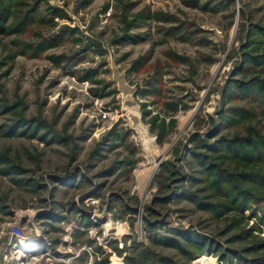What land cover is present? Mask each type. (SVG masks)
<instances>
[{"label":"rangeland","instance_id":"1","mask_svg":"<svg viewBox=\"0 0 264 264\" xmlns=\"http://www.w3.org/2000/svg\"><path fill=\"white\" fill-rule=\"evenodd\" d=\"M4 2L38 18L0 34V253L19 227L28 264H264V186L209 167L264 152V93L234 87L264 85V0Z\"/></svg>","mask_w":264,"mask_h":264},{"label":"trees","instance_id":"2","mask_svg":"<svg viewBox=\"0 0 264 264\" xmlns=\"http://www.w3.org/2000/svg\"><path fill=\"white\" fill-rule=\"evenodd\" d=\"M4 1H6V0H0V34H5L7 32L10 33V34L19 33V32H21V29L24 26L33 23L38 18V16H37V6H35L33 8V10H30L31 12H25L22 15V18H20L18 21H16L13 25H9V26L6 27V26H4V23H5V21L8 18L9 10H8V7L5 5ZM55 13L58 15V12H56V11L53 12V15H55ZM38 21L41 22L42 18H39ZM61 36H63V35L60 34L59 37L56 36V37H54L53 40H58L59 41V38H61ZM53 40H48L46 43H44V44H46V46H44L43 49L41 48V51H43V50L49 48L50 46H52L53 44H51V41H53ZM25 47H28V46L23 45L21 47V50H19L16 55H25V52H26ZM34 51H35V49H34ZM35 53H38V52H35ZM242 56H243L245 61H248V60L252 61L248 57L247 53H243ZM260 57L262 59L264 58V52H263L262 55H260ZM255 61L256 60H254V62ZM234 87L237 90H239V91H241V92H243L245 94H248V95L251 94V97H253V98H256V95L264 93V85L260 84L259 82H257L256 80H253V79H250L247 83L234 82ZM254 87H256V89H254ZM151 88H153V87H151ZM225 89L226 90H223V93L221 94L223 99L225 97H228L227 88H225ZM252 89H254V90H252ZM225 100H226V98H225ZM170 107H171V105H170ZM0 108L3 111H7V109H5L4 106H1ZM174 109L175 108H173V110ZM228 111L231 112L232 115L237 116V117L244 115V113L241 110H238L236 108L228 109ZM223 112L224 111L220 109V112L218 114H220V116H221ZM16 123H19V122H16ZM218 133H219L218 128L214 127L213 130L211 132H209V134H207L206 137H205V139L210 140V144H207V143L201 141L200 144H199V147L202 148L203 150L209 152V153H217L218 151H220V150H218L220 146L221 147L225 146L226 148L233 147V145L230 142H225L224 143V141H222L221 138H218L219 140L214 141L213 138H215ZM252 137H256V136L252 134L251 138ZM254 139H255L256 142H258V145H260V146L263 145V143L260 141V139H258L257 137L254 138ZM243 141L248 143L247 145L252 144V139H250V136H249L248 139H243L242 141L238 140L237 142L241 143ZM227 144H228L229 147L227 146ZM234 145H235V143H234ZM242 145H244V144H242ZM193 153H196V152L189 151L187 153V155L192 156L193 158L197 159L198 162H200V165L205 164V162H204L205 156L203 154H194L193 155ZM242 160H243V162H245L244 163L245 165L241 167V171L236 172V173L229 172L228 170H219L215 166H209V167H211V169L214 170V175H213V179L210 181V186L211 187H215V185L217 186V184L221 183L223 181V179H227V178H230V177L235 178L236 180L241 181V182L251 183V184H253L255 186H260V187L264 186V152L263 151H260V152L257 151V153L255 155H245ZM165 166H168V165L164 164L163 167H161L162 170L166 168ZM166 172L168 174L171 173L170 170H168V167H167ZM221 189H219V188L215 189V191L217 192L218 196L220 194H221L220 195L221 197L227 196L226 195L227 192L224 190L226 192L225 193ZM236 191H238V193H241V197H243L242 198L243 199L242 202L240 204H238V206L236 207V211L240 214V213H242V211L245 208L247 209V207H248V205H247L248 202H247L245 197H247V199H248L250 196H248L249 194L247 196H245L247 191L238 190V189ZM254 200L255 199H253V201ZM221 207H222V209L224 211H227L226 210L227 209L226 205L221 204ZM199 208L200 209H204V210H208V209L212 208V206H211V204H206L205 203V204H199Z\"/></svg>","mask_w":264,"mask_h":264},{"label":"built area","instance_id":"3","mask_svg":"<svg viewBox=\"0 0 264 264\" xmlns=\"http://www.w3.org/2000/svg\"><path fill=\"white\" fill-rule=\"evenodd\" d=\"M23 238L24 234L19 227H12V230L11 227L9 228L7 243L5 244L4 248L0 253V264H10L12 260L17 261V264H28L26 261H22L20 259V256L23 255V252H18V249L15 248L16 242ZM6 249L8 250L7 252ZM47 255L48 254L45 253L43 256Z\"/></svg>","mask_w":264,"mask_h":264},{"label":"bare ground","instance_id":"4","mask_svg":"<svg viewBox=\"0 0 264 264\" xmlns=\"http://www.w3.org/2000/svg\"><path fill=\"white\" fill-rule=\"evenodd\" d=\"M110 229H111V227H106L105 228L106 232H110L111 231ZM19 241H20V243L16 244L15 248L18 249V252L21 251V253L22 252H29V253L35 252L36 253L37 249L40 246L39 241L37 242V241H29V240H22V239L19 240ZM208 264H212V261H208Z\"/></svg>","mask_w":264,"mask_h":264},{"label":"water","instance_id":"5","mask_svg":"<svg viewBox=\"0 0 264 264\" xmlns=\"http://www.w3.org/2000/svg\"><path fill=\"white\" fill-rule=\"evenodd\" d=\"M103 215H104V212L102 213V217H103Z\"/></svg>","mask_w":264,"mask_h":264}]
</instances>
